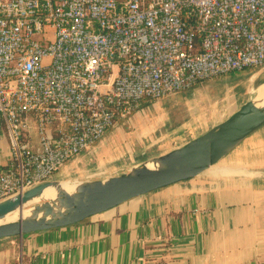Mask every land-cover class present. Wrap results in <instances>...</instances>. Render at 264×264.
<instances>
[{"label":"built area","instance_id":"2783aa9c","mask_svg":"<svg viewBox=\"0 0 264 264\" xmlns=\"http://www.w3.org/2000/svg\"><path fill=\"white\" fill-rule=\"evenodd\" d=\"M247 69L264 70V0H0V203L50 181L144 102Z\"/></svg>","mask_w":264,"mask_h":264},{"label":"crops","instance_id":"0c3cea01","mask_svg":"<svg viewBox=\"0 0 264 264\" xmlns=\"http://www.w3.org/2000/svg\"><path fill=\"white\" fill-rule=\"evenodd\" d=\"M229 75L154 101L158 105L170 98L175 107L168 118L161 114L153 119L150 128L159 131L166 126L167 130L156 139L137 136L135 144H126L123 155L116 154L122 127L143 118L135 112L93 147L68 161L53 178H77L85 169L79 168L89 164L96 173L93 181L106 180L205 134L248 100L231 113L220 109L228 108L225 104L217 103L214 110L198 107L195 92H235L237 84L227 81ZM257 76L252 74L251 83ZM252 90L248 88L245 94ZM192 107L197 116L189 114ZM4 130L0 119V170L10 156ZM26 137L27 147L37 150L32 119ZM246 263L264 264V125L189 181L139 196L78 224L0 240V264Z\"/></svg>","mask_w":264,"mask_h":264},{"label":"water","instance_id":"95a60500","mask_svg":"<svg viewBox=\"0 0 264 264\" xmlns=\"http://www.w3.org/2000/svg\"><path fill=\"white\" fill-rule=\"evenodd\" d=\"M263 125L264 112L258 111L252 99H248L236 112L205 134L180 148L151 159L158 160L164 165L163 169L152 170L143 164L128 173L84 183L73 196L61 194L59 200L65 203L69 212L51 223L22 220V214L26 210L24 203L45 189L51 180L10 197L0 203V216L16 207L18 220L0 225V240L22 238L36 232L78 224L139 196L189 181L216 164L228 149ZM42 204L31 207L37 208Z\"/></svg>","mask_w":264,"mask_h":264},{"label":"rangeland","instance_id":"374dc122","mask_svg":"<svg viewBox=\"0 0 264 264\" xmlns=\"http://www.w3.org/2000/svg\"><path fill=\"white\" fill-rule=\"evenodd\" d=\"M253 73H258V76L251 83L250 78L252 77ZM229 74L231 75L227 77V81L233 84L235 83L237 84L235 92H231V91L223 92L219 90L217 92L216 90L213 89H207L206 92L204 90H201L199 93L195 92L194 93L196 98L195 103L198 105L199 108H204V109L209 108L214 110L216 108L217 103L219 105L225 104L228 105V108L221 107L220 109L221 110L226 109L227 112L230 111L231 113L232 111H234L233 110L234 108L235 109L238 108V106L241 104L242 101H244L245 99H252L253 96L256 94L258 88L262 84H264V70L247 69L245 71L232 72ZM252 87L254 88V90H252L250 94L246 95L245 94L246 90L248 88L252 89ZM218 95L223 97L222 101H221V97H219ZM143 105L144 104H142L139 110L136 111V114L137 112L139 113L137 114L138 116L142 115L143 117L142 120L137 119L135 121H132L131 123H127L122 127L121 129L122 131L119 134L120 138L116 142L117 143L116 148H114L117 155H123V151H125L126 144L128 143L135 144L136 141L139 140L136 139L137 136H142L143 134H146L148 140L150 141L156 139V137H159L162 133L167 131L165 129L166 126L159 129V131H156L154 128H150V126L151 123H154L153 119L158 117V115L162 114L165 119L168 118L169 115L171 116L172 110L175 108L172 100L168 98L163 103L158 105L155 104L154 101H152V103L148 105H144V106ZM189 112H190L189 114L197 116V114H194L195 109L193 107L192 109L189 110ZM161 126L162 125H160V127ZM88 165L87 164L82 165L80 167L81 169L79 168V170H83L84 169L83 167H85V169L82 172L76 175V176L79 175L77 178H74L75 176L72 175L64 176L63 178H58V179L52 178L50 183L59 180H71V181L76 180L77 182H83V183L92 182L93 181L92 179L96 178L95 177L96 173L95 171H92L90 168L91 166L88 167ZM42 203L44 202L43 201L37 202L34 203L33 205H39Z\"/></svg>","mask_w":264,"mask_h":264},{"label":"bare ground","instance_id":"6f19581e","mask_svg":"<svg viewBox=\"0 0 264 264\" xmlns=\"http://www.w3.org/2000/svg\"><path fill=\"white\" fill-rule=\"evenodd\" d=\"M252 101L258 111L264 112V84L258 88ZM145 166L152 170L164 168V165L158 160H149L145 163ZM83 185V182H77L76 180H59L50 183L45 189L24 203L26 210L22 214V220L24 222L47 221L48 223H51L54 220L62 218L68 214L69 211L67 210L65 203L59 200V196L61 194L65 196H73L80 191ZM41 201H43L44 204L40 207H31L34 203ZM76 201H78V198H76ZM17 220L18 212L15 207L9 213L0 216V225L16 222Z\"/></svg>","mask_w":264,"mask_h":264}]
</instances>
